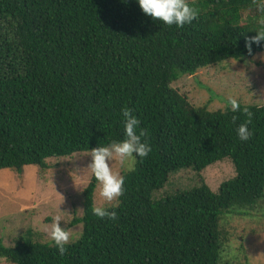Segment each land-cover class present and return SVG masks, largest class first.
Wrapping results in <instances>:
<instances>
[{
  "label": "trees",
  "instance_id": "trees-1",
  "mask_svg": "<svg viewBox=\"0 0 264 264\" xmlns=\"http://www.w3.org/2000/svg\"><path fill=\"white\" fill-rule=\"evenodd\" d=\"M188 3L198 16L177 28L148 17L136 0H0V169H46L48 158L119 141L125 107L152 148L134 171L121 173L117 219L93 214L92 174L83 213L71 222L82 231L63 255L27 230L12 247L0 241L1 259L220 264L231 240L223 216L264 212V105L208 110L171 86L180 75L264 52V41L246 46L264 31V0ZM249 119L253 135L241 141L236 129ZM224 158L235 175L217 191L202 177L196 186L166 189L172 172L187 168L200 177ZM163 187L168 193L156 197Z\"/></svg>",
  "mask_w": 264,
  "mask_h": 264
},
{
  "label": "rangeland",
  "instance_id": "rangeland-1",
  "mask_svg": "<svg viewBox=\"0 0 264 264\" xmlns=\"http://www.w3.org/2000/svg\"><path fill=\"white\" fill-rule=\"evenodd\" d=\"M171 86L185 95L190 104L208 110L229 108L226 102L229 95L242 104L264 105V52L180 75ZM91 159L89 151L77 152L48 158L46 169L33 164L25 165L21 173L0 169L1 243L12 247L27 230L32 239L50 243L49 230L57 215L62 218L61 226L78 238L82 224L71 222L83 213L82 192L92 176L88 167ZM112 168L125 171L118 161L112 163ZM200 175L187 168L179 169L170 174L166 189H187L198 185L202 177L212 191H217L235 171L231 160L224 158L207 166ZM166 189L156 191L155 196L168 193ZM99 191L98 183L94 207L101 203ZM256 210H243L247 213L241 215L230 210L223 216L221 224L231 231V240L224 247L220 264H264V212ZM0 264L12 263L0 258Z\"/></svg>",
  "mask_w": 264,
  "mask_h": 264
},
{
  "label": "clouds",
  "instance_id": "clouds-1",
  "mask_svg": "<svg viewBox=\"0 0 264 264\" xmlns=\"http://www.w3.org/2000/svg\"><path fill=\"white\" fill-rule=\"evenodd\" d=\"M136 2L144 14L161 25H175L180 28L185 24H191L198 16L197 10L188 3V0H136ZM255 32L256 35L252 36L246 45L249 50L253 42L259 44L264 41V31ZM226 102L232 112L240 111V104L235 97L227 96ZM122 116L124 138L94 147L90 152L92 159L88 167L100 185L101 199V203L93 207L92 211L100 219L106 217L111 220L117 219L115 209L119 206L120 197L125 191V175H122L120 171H114L112 163L118 161L122 169L132 172L135 170L134 165L137 159L143 160L152 151L151 145L143 139L146 132L139 127V118L127 107L122 109ZM233 120L235 121V117ZM250 123L249 119L237 127L236 133L241 141L247 142L253 135L248 127ZM61 221L62 218L59 215L54 217L49 230V239L59 254L63 255L66 252V246L74 242L77 237L62 227Z\"/></svg>",
  "mask_w": 264,
  "mask_h": 264
}]
</instances>
